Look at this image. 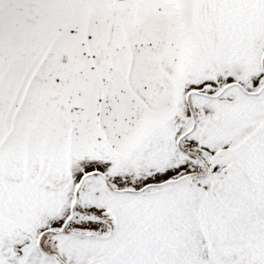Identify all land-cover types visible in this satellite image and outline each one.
Listing matches in <instances>:
<instances>
[{"label":"snow or ice","instance_id":"1","mask_svg":"<svg viewBox=\"0 0 264 264\" xmlns=\"http://www.w3.org/2000/svg\"><path fill=\"white\" fill-rule=\"evenodd\" d=\"M0 264H264V0H0Z\"/></svg>","mask_w":264,"mask_h":264}]
</instances>
